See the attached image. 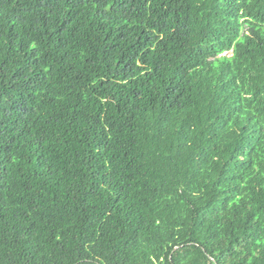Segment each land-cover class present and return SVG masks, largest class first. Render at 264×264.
I'll use <instances>...</instances> for the list:
<instances>
[{"label": "trees", "instance_id": "obj_1", "mask_svg": "<svg viewBox=\"0 0 264 264\" xmlns=\"http://www.w3.org/2000/svg\"><path fill=\"white\" fill-rule=\"evenodd\" d=\"M0 264H264V0H0Z\"/></svg>", "mask_w": 264, "mask_h": 264}, {"label": "rangeland", "instance_id": "obj_2", "mask_svg": "<svg viewBox=\"0 0 264 264\" xmlns=\"http://www.w3.org/2000/svg\"><path fill=\"white\" fill-rule=\"evenodd\" d=\"M230 54V53H229Z\"/></svg>", "mask_w": 264, "mask_h": 264}]
</instances>
